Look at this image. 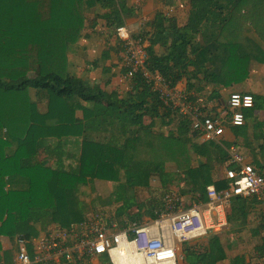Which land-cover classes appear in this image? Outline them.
Listing matches in <instances>:
<instances>
[{
	"label": "trees",
	"instance_id": "trees-1",
	"mask_svg": "<svg viewBox=\"0 0 264 264\" xmlns=\"http://www.w3.org/2000/svg\"><path fill=\"white\" fill-rule=\"evenodd\" d=\"M141 10L129 0H0V250L3 238L15 246L20 233L35 235L34 226L45 213L46 233L84 222L88 216L79 190L90 183L120 185L127 199L145 191L163 200L166 192L182 189L184 172L197 201L205 200L209 186L230 188L231 182L219 177L210 149L226 157L225 149L239 147L241 134L254 128L256 113L264 109V96L250 94L254 106L242 112L244 126L234 127L227 118L219 143L202 146L206 160L195 167L190 144L198 133L181 124L180 132L189 134V141H183L177 134L144 127L155 119L169 127L180 116L166 111L150 81L140 75L129 78L122 58L117 65L121 91L108 93L106 86L95 87L71 73L70 47L100 37L115 51L120 45L116 29L139 20ZM140 25L133 38L150 44L147 70L171 89L185 81L189 100L199 106L211 101L205 97L210 87L245 83L253 65H264V0H159L154 18ZM85 51L78 52L77 62L86 59ZM203 94L198 103L196 95ZM69 138L79 142L76 170L25 166L49 142L61 145ZM169 163L177 166V175L161 174L160 167ZM256 170L264 176L263 168ZM156 196L148 206H124L125 224L139 223L145 210L155 218ZM226 213L228 234L236 242L225 247L221 235L211 232L201 238L204 246L198 239L181 243L179 264H248L241 255L228 260V254L237 250L240 237L235 234L252 215L259 230L264 228V203L238 197ZM106 219L110 225L115 218ZM30 255L36 259L31 248Z\"/></svg>",
	"mask_w": 264,
	"mask_h": 264
},
{
	"label": "built area",
	"instance_id": "built-area-1",
	"mask_svg": "<svg viewBox=\"0 0 264 264\" xmlns=\"http://www.w3.org/2000/svg\"><path fill=\"white\" fill-rule=\"evenodd\" d=\"M141 3L142 0H136L138 6ZM116 33L128 77L140 75L150 81L166 111L178 113L179 123L198 133L201 145L218 140L229 117L232 126H244L242 112L253 108L252 95L231 94L228 110L213 119L189 100L184 86L180 84L171 89L161 77L147 70L150 53L146 42L134 39L126 26L117 28ZM121 89L118 86L115 91ZM224 175L231 182L230 188L219 191L209 186L204 205L183 207L175 192H167L162 207L148 225H107L101 215L92 214L70 230L56 228L44 238L21 235L14 264H33L30 248L36 260L44 263L60 258L59 264H92L96 259L107 257L110 264H179V244L221 232L228 226L226 209L233 199L264 203V176L249 164L237 146L226 149Z\"/></svg>",
	"mask_w": 264,
	"mask_h": 264
},
{
	"label": "crops",
	"instance_id": "crops-1",
	"mask_svg": "<svg viewBox=\"0 0 264 264\" xmlns=\"http://www.w3.org/2000/svg\"><path fill=\"white\" fill-rule=\"evenodd\" d=\"M145 0H142V2H144ZM134 4L136 6H138L136 4V0H133ZM158 2L159 0H146V4L144 2V7L141 10V17L139 20H133L128 22L125 26L128 28V30L131 32L132 35H136L138 34L140 27H141V23H145L148 22L150 20H152L157 12L158 9ZM142 4V3H141ZM140 7V6H139ZM176 20L175 19H170V26H175L176 25ZM134 29V32H133ZM170 38V36H168ZM159 38H157L158 40ZM95 41V38H91L87 41H84L80 44V46H75V51L71 52V62H72V74L82 80H87L85 79V74L88 71V69L86 68H82V63L85 62V60L89 59L90 61V66H98L96 65L95 62H97L100 65L99 60L94 57L91 58L90 57V50H92L91 48H95L97 47L96 45H91V43H89L88 41ZM105 39H100L98 41H96V44H104L106 45V51L105 54L103 55L107 57L106 59V63L107 61H109L111 63V65L109 66L112 69V65L114 66L115 71L118 72V74L116 75L117 77L119 76V78L117 79V82L113 83L111 80H102L101 75L100 76H96L97 79H99L98 81H100V84L103 85V87L106 86V91H108V93H113L115 88H117L118 86H122V88H124L123 85V79L122 76L120 75V71L119 68L117 67V65L119 64V61L121 60V58L123 59V56L121 55V50H120V46H116V52L115 51H110V47L109 45L105 42ZM147 46L150 47V44L148 42ZM99 48V47H98ZM97 48V49H98ZM84 49H86L85 53L86 55H83L84 57L86 56V59H84L82 61V63L77 62L76 60L78 58H80L82 55H79L78 52L80 53L81 51H83ZM100 51V49H99ZM97 52V51H96ZM78 54V55H77ZM73 60L75 61L74 63H76L77 65L73 64ZM103 60V59H102ZM104 61V60H103ZM79 63V64H78ZM80 65V66H78ZM89 66V67H90ZM79 73V74H78ZM89 81V80H87ZM90 82V81H89ZM108 84V85H106ZM182 86H184V89L186 90V82L183 81V83H180ZM179 84V85H180ZM217 93V94H216ZM233 93H240V94H257V95H262L264 96V65H253L252 66V73H251V78L249 81L242 83L240 85H235L231 88L228 89H221V88H217V87H210L208 89V92H206L205 97L210 99L211 101H209L208 103L204 102L201 103V106L197 105L194 101H191L194 105L200 107L202 109V112L205 115H219L222 114L223 112L228 110V98L231 96V94ZM197 96V102L200 103L202 101V98L204 96V94L202 96L199 97V95ZM205 99V98H204ZM180 118L176 117L175 119H171L170 121V125L169 127H163L160 126V122L159 120H151V121H147L144 123V127L148 128V129H153L156 130L158 132H164L165 134L167 133H174L177 134V136H179L183 141H189V134L186 132H180V126L181 124L179 123ZM254 128H250L247 131H245L243 134H241L240 138H239V144L241 146V153L242 155L245 157V159L249 162L250 165H253L256 168H263L264 169V132L262 133L261 131V125H264V109H262L260 112L256 113L255 119H254ZM256 127V130H255ZM258 129V130H257ZM74 140L75 143L74 145L69 144V147H73L74 151H76V147L79 146V142L76 139H65V141H71ZM192 143L190 144V151H191V156L193 158V163L195 167L200 166L201 164H203L205 162V157H204V152L202 151V146L200 139H194V141H191ZM211 142H216L219 143V139L215 140V141H211ZM51 143V142H49ZM48 143V144H49ZM47 144V149L44 151V153L38 157V158H34L32 160H27L24 162L25 166H33L37 163H44L47 164L51 167H58L55 164V160L56 158L54 157H49L48 153H50L49 151H51V146H55V145H48ZM243 149V150H242ZM214 151V150H213ZM210 149V155L213 154L214 158H213V165H215V168L218 171L219 177L222 178L224 177V172H225V168H226V157L220 156L218 154L217 151L213 152ZM225 153H226V149H225ZM76 154V152H75ZM52 155H54V152H52ZM57 156V155H56ZM58 157V156H57ZM52 163V164H49ZM258 164V165H257ZM78 167V165H77ZM59 168V167H58ZM160 171L161 174H173V175H177L178 174V168L175 164H166L164 166L160 167ZM181 179H183L184 181V186L181 188L177 187V188H173L172 191L175 192L179 198H180V202L181 205L183 207H191L193 205H204L206 203V197L204 201H197L196 198H194L195 196L192 194V187H191V178L190 175L187 172L182 173L181 175ZM98 183H102L104 185L108 184L112 187V194L114 195L112 197L113 199V204L114 206H112V208H115L113 211V215L111 216H106L103 218H107L106 220L110 219L111 217L115 218L113 222H110V225L113 224H117L118 226H129L127 224H125V219L124 217L120 214V210L124 207V206H128L131 205L132 203L135 202H139V203H146L148 201V199L151 196H156V194H152L149 192H145V191H137L136 194H134L133 199H127V194L126 191L123 189L122 186L120 185H115V184H111V183H106V182H98ZM159 182H154L152 186H154L156 189H158L160 186V184H158ZM155 184H157L155 186ZM167 193V192H166ZM165 193V194H166ZM118 195V197H117ZM120 197V198H119ZM160 196L157 195L155 199H158ZM165 197V196H164ZM158 206L155 205V210H159L162 206H160L162 204V202L164 203V198L163 200L158 199ZM121 201V203H119ZM109 203V202H108ZM110 204V203H109ZM112 204V205H113ZM148 202H147V206H148ZM118 205V206H116ZM85 207V205H84ZM86 211V209H85ZM86 216H90L89 213L86 212ZM93 214H97V213H93ZM92 215V214H91ZM100 215V214H99ZM154 220V218H152V215H150V211L149 210H145L143 215L141 216V221L137 224H141V225H148L151 224L152 221ZM47 227H48V223L47 225L44 226H40L39 223H37L34 228H35V235L38 234L37 236L35 235H31L29 232H22L20 233L17 237H16V245L12 246L11 243L9 242L8 239L3 238L2 239V249L0 250V264H14L16 261V256H17V252H18V237L21 235H28L31 238H44L47 234ZM229 226H227L223 231L221 232H217V234H222L223 232H228L229 231ZM56 229V228H55ZM42 231H44V233H42ZM264 234L262 231H259L258 234ZM61 261V259L59 258L58 260H52V261H48L46 263L41 262L39 260H34L33 264H59ZM92 264H110V262L108 261L107 257H103V258H99L98 260L96 259L95 261H93Z\"/></svg>",
	"mask_w": 264,
	"mask_h": 264
},
{
	"label": "rangeland",
	"instance_id": "rangeland-1",
	"mask_svg": "<svg viewBox=\"0 0 264 264\" xmlns=\"http://www.w3.org/2000/svg\"><path fill=\"white\" fill-rule=\"evenodd\" d=\"M126 1H128V0H126ZM129 2L132 3L133 0H129ZM144 2L146 4V0ZM144 2H142V4L140 5V9H142L144 7V5H145ZM133 32H134V29H133ZM100 39L101 38L98 37L95 39V41H92V40L88 41L89 43H91V45L97 46L95 48H91L92 50H90V54H91L90 57L91 58L96 57L99 60L100 65L98 64V67L90 66L91 63H90L89 59H88V61L86 59L85 62L82 63L81 67L88 69V71L86 72V74L84 76L85 79L89 80L90 83L95 87L104 88L103 85L100 84V81H98L99 79H97L96 76L101 75L102 80H111L113 83L117 82V79L119 78V76L118 77L116 76L118 74V72L115 71L114 68L111 69L109 67L111 65V63L109 61H107V63H106L107 57L106 56L103 57V55L105 54V51H106V45L96 44V40H100ZM99 49H100V51H99ZM73 51H75V48L70 47L69 52H73ZM121 55H122V52H121ZM74 62L75 61L73 60V64L77 65ZM78 66H80V65H78ZM72 70H73V67H72ZM72 70H71V73H72ZM105 70H108V71H105ZM261 131H262V133L264 132V125L263 126L261 125ZM74 143H75V141L71 140V141H64L61 145L57 144L55 142H51L48 144V145H55V146H51L52 150L49 151L50 153H48V155H49V157L56 158L55 164L59 168L69 169V170H76L77 169V165L79 162L78 157L75 154L74 148L69 147V144L74 145ZM239 149L241 150V146H239ZM211 150H213V149H211ZM52 152H54V155H52ZM49 164H52V163H49ZM156 185L157 184H155V186ZM158 187H160V186H158ZM79 193L81 196V202L83 205H85V209H86L87 213H89L90 215L93 214L94 212H100V213L104 212L106 216L113 215V213H114L113 210L115 208H112V206H114V204L112 202L113 201L112 197L114 195L112 194V187L110 185H108V184L104 185V184L98 183V182L97 183L96 182L90 183L87 186L82 187L79 190ZM117 197H118V195H117ZM119 203H121V201ZM116 206H118V205H116ZM95 209H96V211H95ZM48 216H49V213H45L42 216V219L39 222L40 226L47 225ZM243 228H244L243 231H241L239 234H238L239 231H237V233L235 234L237 237H240L237 240L238 248H237V250H235L233 252H229L228 260L237 256V255H241L246 259L248 264H264V262H263V258H264V234H261V233L258 234L259 231H262L264 233V228H261L262 230H259L258 226L255 224V216L254 215H252L250 217L249 223ZM42 233H44V231H42ZM220 235L222 238L223 245L225 247H227L228 243H230V242L231 243L236 242L233 239L232 240L230 239L231 234L230 233L228 234L227 231L223 232ZM198 240L199 241L201 240L200 244L202 246H204L206 244L205 240L202 241L201 238ZM101 258H103V257H101ZM228 260L226 261V263L228 262Z\"/></svg>",
	"mask_w": 264,
	"mask_h": 264
}]
</instances>
